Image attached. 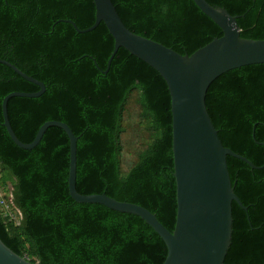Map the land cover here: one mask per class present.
Instances as JSON below:
<instances>
[{"label": "trees", "instance_id": "trees-1", "mask_svg": "<svg viewBox=\"0 0 264 264\" xmlns=\"http://www.w3.org/2000/svg\"><path fill=\"white\" fill-rule=\"evenodd\" d=\"M124 25L184 54L222 30L193 0H111ZM236 19L240 36L264 39V0H206ZM66 19L70 21H66ZM95 21L93 0H0V59L41 81L37 97H10L12 130L31 142L48 120L77 137L76 190L141 205L169 230L176 218L170 96L158 71L119 47ZM107 69V70H106ZM106 70V71H105ZM105 71V72H104ZM39 86L0 62V239L38 264H162L167 246L138 215L76 202L68 191L69 138L49 126L32 149L17 146L1 103ZM206 108L227 156L235 194L224 264H264V63L231 69L208 87ZM10 182V183H9ZM6 205L17 221L5 215Z\"/></svg>", "mask_w": 264, "mask_h": 264}, {"label": "water", "instance_id": "water-1", "mask_svg": "<svg viewBox=\"0 0 264 264\" xmlns=\"http://www.w3.org/2000/svg\"><path fill=\"white\" fill-rule=\"evenodd\" d=\"M193 1L202 13L218 25L222 35L211 39L191 54H181L129 30L111 0H93L95 21L88 28L79 29L73 23L77 31L86 32L103 21L114 40L107 69L117 49L123 47L158 71L167 85L176 186V218L172 230L167 229L154 213L141 205L120 201L105 193L81 194L76 190L77 137L66 123L59 120L45 121L31 142L19 140L8 119L7 102L13 96L37 97L44 92L45 86L13 64L0 60L39 86L36 92L12 91L2 99L3 125L12 141L23 149H32L49 126L63 129L69 138L70 196L76 202L99 203L141 217L167 246L162 264H224L231 243L232 203L246 209L234 192L227 156L241 159L254 167L246 157L223 146L206 108L205 97L209 85L222 73L241 66L264 63V39L241 37L236 21L239 16L231 15L224 7L211 5L206 0ZM0 264L38 263L20 256L0 239Z\"/></svg>", "mask_w": 264, "mask_h": 264}, {"label": "built area", "instance_id": "built-area-1", "mask_svg": "<svg viewBox=\"0 0 264 264\" xmlns=\"http://www.w3.org/2000/svg\"><path fill=\"white\" fill-rule=\"evenodd\" d=\"M5 215L9 218V220L17 221V216L13 210L10 209L9 205H6Z\"/></svg>", "mask_w": 264, "mask_h": 264}, {"label": "rangeland", "instance_id": "rangeland-1", "mask_svg": "<svg viewBox=\"0 0 264 264\" xmlns=\"http://www.w3.org/2000/svg\"><path fill=\"white\" fill-rule=\"evenodd\" d=\"M0 175H1V173H0ZM10 183V182H9ZM0 195L2 196H8V193H7V191L5 190V189H2L1 187H0Z\"/></svg>", "mask_w": 264, "mask_h": 264}, {"label": "flooded vegetation", "instance_id": "flooded-vegetation-1", "mask_svg": "<svg viewBox=\"0 0 264 264\" xmlns=\"http://www.w3.org/2000/svg\"><path fill=\"white\" fill-rule=\"evenodd\" d=\"M66 21H70V20H68V19H66ZM0 60H4V61H7V62H9V60H7V59H0ZM2 63V62H1ZM9 63H11V62H9ZM12 64V63H11ZM14 65V64H13ZM15 66V65H14Z\"/></svg>", "mask_w": 264, "mask_h": 264}]
</instances>
